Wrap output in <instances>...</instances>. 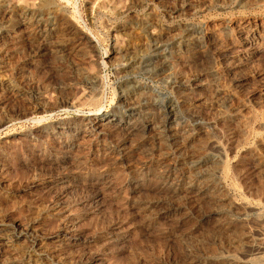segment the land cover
Segmentation results:
<instances>
[{"label": "rangeland", "instance_id": "374dc122", "mask_svg": "<svg viewBox=\"0 0 264 264\" xmlns=\"http://www.w3.org/2000/svg\"><path fill=\"white\" fill-rule=\"evenodd\" d=\"M0 58V264H264V0H0Z\"/></svg>", "mask_w": 264, "mask_h": 264}, {"label": "bare ground", "instance_id": "6f19581e", "mask_svg": "<svg viewBox=\"0 0 264 264\" xmlns=\"http://www.w3.org/2000/svg\"><path fill=\"white\" fill-rule=\"evenodd\" d=\"M249 5V4H248ZM252 5V4H251ZM23 10V9H22ZM24 13V12H23ZM23 19V18H22ZM228 22V21H227ZM236 23V22H235ZM236 30H237V33H239V40L237 41V43H235V48L236 49H238V48H241L240 50H242L243 48H245L244 50H250V51H252L253 52V54L255 53H259V52H261L262 53V48L260 47L261 46V43H263V38H262V36L260 35V34H254L253 33V31L251 30V28H250V24L248 23V22H246V21H240V22H237L236 24H235V27H234ZM153 32V31H152ZM260 32V31H259ZM210 34V33H209ZM42 35V34H41ZM232 41V40H231ZM227 43V42H226ZM209 44V43H208ZM221 46V45H220ZM224 52H225V54H228L229 55V52H228V50L226 51V50H224ZM231 52V51H230ZM230 56V55H229ZM225 57V56H224ZM229 58V57H228ZM232 58V57H231ZM237 62V61H236ZM2 62H1V58H0V69L2 68V64H1ZM244 115H246V114H244ZM248 116V115H247ZM107 116H105L104 114H102V113H99V114H95V119L93 120V122L91 123V126L94 128V129H99V128H103V125L104 124H107L108 122H110L107 118H106ZM254 117V116H253ZM107 119V120H106ZM170 119V118H169ZM171 120H173V119H171ZM245 120V119H244ZM243 120V121H244ZM250 120V119H249ZM242 121V124L245 122H243ZM248 121V120H247ZM170 122V121H169ZM263 122V121H262ZM249 123V122H248ZM156 124V123H155ZM165 124H166V121H165ZM169 124V123H168ZM244 124H246L247 125V123H244ZM243 124V125H244ZM198 125H199V123H198ZM197 125V126H198ZM263 125V124H262ZM110 126V125H109ZM259 126V125H258ZM154 127V119H149V120H147V121H145V123H144V125H143V128H153ZM129 128V127H128ZM246 129H248V127L246 128ZM132 130V129H131ZM169 130V129H168ZM181 130V129H180ZM243 130H245V128L243 129ZM129 131H130V128H129ZM128 131V132H129ZM133 131V130H132ZM182 131H184V130H182ZM248 131H250L251 132V129H249V130H246V131H244V132H248ZM257 131V130H256ZM173 132V131H172ZM249 132V134H251ZM130 133V132H129ZM173 133H175V132H173ZM179 133V132H178ZM183 133V132H182ZM169 134V133H168ZM181 134V133H180ZM187 134H189L188 132H187ZM245 134V133H244ZM248 134V135H249ZM246 136H248L247 134H245ZM180 136V135H179ZM184 136V135H183ZM183 136H181L182 137V139L184 138ZM174 137V136H173ZM170 138H171V136H170ZM187 138V137H186ZM185 138V139H186ZM189 138V137H188ZM172 139V138H171ZM180 139V138H179ZM173 141V140H172ZM184 141V143H185V140H183ZM190 142V141H189ZM178 143V142H177ZM191 143V142H190ZM183 145V144H182ZM189 145V144H188ZM187 145V146H188ZM192 145V144H191ZM150 146V145H149ZM152 147V146H151ZM186 147V146H185ZM185 147H184V149H185ZM189 147V146H188ZM187 150V149H186ZM196 152V151H195ZM184 156V155H183ZM196 157V156H195ZM163 159V158H162ZM190 160V159H189ZM159 162H161V161H159ZM169 163V162H168ZM161 164V163H160ZM187 169V168H186ZM171 170V169H170ZM184 170V169H183ZM188 170V169H187ZM185 171V170H184ZM185 173V172H184ZM188 173V172H187ZM184 175V174H183ZM70 177V176H69ZM67 175H62V176H60L59 178H60V180L58 181V182H61V183H66V185H69L68 183H72V179L71 178H69ZM168 181V180H167ZM74 182V181H73ZM228 183V182H227ZM220 184V183H219ZM201 185V184H200ZM206 185V184H205ZM63 186H65V185H63ZM70 186V185H69ZM216 186V188H217V185H215ZM219 186V188L220 189H223L224 191H221L222 193L224 192L225 193V191H226V188H227V184L225 185L223 182H221V184L220 185H218ZM170 187V186H169ZM207 186H199L198 185V187L196 188V190L194 191V192H191L192 194H191V197H194V198H198L199 200H200V198H207V197H205L204 195L207 193V188H209V187H211V186H209V187H207ZM214 187V186H213ZM171 188V187H170ZM169 188V189H170ZM195 188V187H194ZM167 189V188H166ZM210 190V189H209ZM165 191V190H164ZM169 191V190H168ZM214 191H216V190H213V192ZM167 192V191H166ZM227 192V191H226ZM216 193V192H215ZM218 194L220 193V192H217ZM216 193V194H217ZM223 193V194H224ZM186 194V193H185ZM190 194V193H189ZM215 194V195H216ZM221 194V193H220ZM213 196H215L214 194H212ZM216 196H218V195H216ZM215 196V197H216ZM219 198H221V199H223L224 197L222 196V197H220V196H218ZM217 197V198H218ZM209 198H211L210 196L208 197V199ZM214 198V197H213ZM216 198V199H217ZM226 199H228V198H226ZM207 200V199H206ZM212 200H214V199H212ZM211 201V200H210ZM216 201V200H215ZM218 201V200H217ZM230 201V200H229ZM207 202L209 203V201L207 200ZM235 203V202H234ZM237 203V202H236ZM239 204V203H238ZM235 205H237V204H235ZM240 205V204H239ZM242 205V204H241ZM240 205V206H241ZM247 205V204H246ZM238 209H239V207H237ZM241 208V207H240ZM242 208H244L243 206H242ZM243 210V209H242ZM255 248V250L254 251H256V252H259V251H261V249H262V245H258V246H255L254 247Z\"/></svg>", "mask_w": 264, "mask_h": 264}]
</instances>
